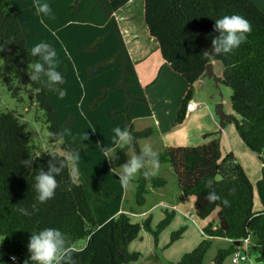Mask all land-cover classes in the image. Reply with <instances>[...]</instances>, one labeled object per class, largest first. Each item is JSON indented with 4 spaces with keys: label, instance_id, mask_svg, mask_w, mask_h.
Listing matches in <instances>:
<instances>
[{
    "label": "trees",
    "instance_id": "16d2710c",
    "mask_svg": "<svg viewBox=\"0 0 264 264\" xmlns=\"http://www.w3.org/2000/svg\"><path fill=\"white\" fill-rule=\"evenodd\" d=\"M130 1L50 0L54 17L42 20L33 0H0V77L13 97L21 100L25 90L44 112L51 143L61 142L65 151L81 157L75 165L76 180L67 155L56 150L37 153L26 122L14 111H0V236L4 237L0 264H31L27 249L31 233L49 227L60 229L83 247L76 254L77 264L139 261L141 253L131 251L129 245L142 227L154 232L157 246L160 229L171 221L174 211L166 210L157 230L150 217L134 222L127 212L131 208L122 211L131 184L123 187L118 176L146 138L159 152L160 171L148 176L143 170L138 173L133 180L136 203L146 204L151 187L169 192L175 183L178 200L196 197L200 218L218 210L217 218L204 226L201 243L171 263L204 264L213 237L231 238L232 245L220 249L212 262L223 264L249 235L264 260V209L255 211L254 185L234 153L223 156L219 137L197 145H166L160 139L152 104L116 14ZM232 14L250 22L247 39L229 54L206 57L204 52H211V42L218 35L215 19ZM144 16L163 58L188 84L176 121L185 120L194 85L203 78L207 64L222 61L223 84L232 89L233 121L244 143L263 159L264 9L254 0H145ZM40 41L49 42L58 52L59 71L65 78L60 87L67 90L62 99L44 78L32 81L28 74L38 60L30 49ZM117 126L133 134L132 146L118 148L112 143V129ZM101 147L115 152L111 162ZM25 159L30 161L27 166L22 164ZM60 160L66 166L57 177L55 196L39 203L35 176L48 171L49 162L59 166ZM262 171L256 187L264 205V166ZM214 190L220 199L210 202L206 197ZM20 208L31 215L21 214ZM182 233L183 229L173 232L172 240Z\"/></svg>",
    "mask_w": 264,
    "mask_h": 264
},
{
    "label": "rangeland",
    "instance_id": "374dc122",
    "mask_svg": "<svg viewBox=\"0 0 264 264\" xmlns=\"http://www.w3.org/2000/svg\"><path fill=\"white\" fill-rule=\"evenodd\" d=\"M254 1L262 9H264V0ZM144 10V0H131L127 5L117 11V17L125 37L132 49V52L136 56L138 55L143 59H147L146 54H148V52L153 51L155 48L156 50H159L160 48L157 40L149 33H146L148 28L145 21ZM214 67H216L214 69L215 74L219 76V71L224 69L222 61H217ZM160 74L161 79L159 77ZM166 74H164V72H159L157 77L159 79L157 82L152 83L154 84L153 87L148 89V95L151 100L153 101L154 99H157L159 102V106L156 107L159 117L162 113L167 116V121L163 124V129L165 130V141L167 143L177 145L201 144L203 137L202 135L196 136V131L212 127V117L214 120L219 121V117L215 112L218 102H224V108L226 111L231 109L232 89L224 84L217 85L213 78L205 77V84H202L199 88H197V84L194 86L195 100L203 102V107L197 111L189 123L179 125V123L175 121L177 117L175 111L178 100L180 99V95L182 93L181 87L183 85V78L181 76L171 78L168 72H166ZM154 91H156V94L153 96ZM21 96V100L13 97L6 83L0 77V111H14L18 116H20L23 122H26L28 128L32 131L31 143L35 145L37 153L56 150L59 153L68 156L69 153L63 149L61 142L51 143L49 141V130L47 123L43 118L44 112L38 108V105L35 102H33L27 91L22 90ZM164 104L167 105V110H164ZM160 107L163 108L164 112H162V109L158 111ZM157 119L158 118H155V120ZM219 129L220 127L217 125L216 131L219 133L215 134V137L220 138L223 156H226L230 152V145H232L231 147L235 148L236 152L244 162L246 173L254 181V183H256L255 181L257 180H255V168L257 165L259 166L260 170L263 169L264 158L262 159L258 152L254 151L246 143H244L239 135L236 123L234 121L228 122L226 124V126L223 128V133H221ZM70 164L73 168L74 178L77 180L78 173L75 165H73L71 161ZM132 194L133 189H131L129 186L125 200L126 207L131 206V209L140 210L139 205L136 203V199L132 196ZM156 194L157 193H150L147 195L148 206H144L149 207V203H151L152 200L156 201V199H158ZM166 209H168L170 212L174 211V214L171 221L160 229L159 244L157 246L155 245L154 232L149 231L144 227H142V230L138 236L129 245V249L131 251L141 253L140 260L143 259V264H172L170 261H178L185 253L194 250L203 240V232L198 228V220L195 218V213H193L192 216L188 214V218L183 214V212L181 214L179 211L172 209V205H157L156 207L150 209L149 213L145 216L136 214V212H130V214L132 220L136 223H143L145 219L150 217L152 228L157 230L159 224L166 217ZM181 229H183L181 237L173 241L172 233ZM3 240L4 237L0 236V243ZM252 250V257L258 256L259 252L257 248L252 247ZM219 251L220 250L217 241H212V245L208 250L206 257L204 258V264H212ZM244 252L245 251H242V253ZM158 260H160L162 263H158ZM132 263L134 262L129 264ZM223 264L251 263L249 261L237 263L234 261V254H231L225 258Z\"/></svg>",
    "mask_w": 264,
    "mask_h": 264
},
{
    "label": "clouds",
    "instance_id": "9594fccd",
    "mask_svg": "<svg viewBox=\"0 0 264 264\" xmlns=\"http://www.w3.org/2000/svg\"><path fill=\"white\" fill-rule=\"evenodd\" d=\"M33 4L36 15L42 20L44 17H54L50 0H33ZM214 31L218 35L211 42V52H204L206 57L229 54L237 49L245 42L247 34L251 32V24L243 16L225 15L215 19ZM30 53L33 57H38V60L30 65L31 71L28 74L31 80L40 81L44 78L46 85L51 90L57 91L59 98L62 99L67 94V90L60 87L65 83V78L59 71L60 60L56 48L47 41H40L31 47ZM91 129L95 131L93 128ZM112 132V143L118 148L133 145L134 136L127 127L117 126L112 129ZM87 138V133H84V139ZM101 149L104 152V157L110 162L115 158L116 154L112 149L104 147ZM80 158L78 152H72L67 157L73 165L78 164ZM22 164L27 166L30 161L25 159ZM149 165L150 168L147 167ZM65 166L64 160H60L59 166L55 162H49L48 171L41 170L36 174L34 188L39 203H46L55 196L58 188L57 177L61 175ZM159 167V152L154 150L151 144L146 143L137 155L132 156L127 163L122 165V171L118 173L119 180L123 187H128L142 170L145 176L155 175ZM208 187L211 188L212 184L209 183ZM206 198L210 202L220 199L215 190L210 192ZM223 202L225 205L229 203L227 199ZM18 211L25 216L31 215L26 208H20ZM27 249L31 264H77L76 254L83 251L82 246L72 243L64 232L55 227L44 228L36 233H31ZM12 259L15 260V257Z\"/></svg>",
    "mask_w": 264,
    "mask_h": 264
},
{
    "label": "crops",
    "instance_id": "0c3cea01",
    "mask_svg": "<svg viewBox=\"0 0 264 264\" xmlns=\"http://www.w3.org/2000/svg\"><path fill=\"white\" fill-rule=\"evenodd\" d=\"M146 33H149V30ZM128 46H129V48L131 50V54H132L133 60L135 62V65H136L138 74L140 76L141 82L143 83V85L146 88L147 94H148V89L150 87H153V85H154L152 83L157 82V80L159 79V78H157L159 72H161V73L164 72V74H166V72H168V74H169V76L171 78H173V77H179L180 76V74H177L176 72L173 71V69L171 68V66L169 65V63H167L166 60L163 58L160 49L159 50H156V48L153 49V51L148 52V54H146L147 55V59H143L141 56H138V55L136 56L132 52V49H131L129 43H128ZM216 62L217 61H213V68L214 69L216 68V67H214V65H215ZM172 73H175V74H172ZM222 74H223V69L221 71H219V73H218L219 77L222 78ZM159 77L161 79V74L159 75ZM204 79H205V77H203L198 82H196L197 88H199L202 84H205V80ZM201 80H202V83L200 82ZM187 88H188V84L183 79V85L181 87V92L182 93L180 95V99L178 100V103H177V106H176V111H175V114L176 115L178 113L179 108L181 107L180 106L182 104L181 100L183 99V97H184V95H185V93L187 91ZM154 94H156V91H154L153 96H154ZM148 97H149V95H148ZM149 99H150V102L152 104V108H153V111H154V118H158L156 120V122H157V125L159 127V131H160L159 137H160V139L162 140V142L164 144H166V145L167 144H170V143H167L165 141V138H164V131L165 130L163 129V124L166 123L167 116L164 113H162L161 116L159 117V115H158L159 113H157V109H156V107L159 106L158 100L157 99H154L152 101L150 97H149ZM192 99L195 100V96L194 95H193V98ZM163 106H165L164 107V110H167L168 109V107H167L166 104H164ZM161 109H162V112H164V110H163L162 107H160L158 109V111H160ZM197 111L198 110H196L194 112H190V111L187 112V115H186L185 120L182 123H179V125L184 124V123H186V124L189 123L193 119V117L195 116V114L197 113ZM227 112H234V111H233V109L231 107V109L229 111H227ZM235 116H236V113H235ZM212 119H211L212 120V123H213V126L212 127H210V128L208 127L207 129H200V130H197L196 131L197 132L196 133V136L202 135V137H203V139L201 141L202 143H204V142H206L208 140H211V139L215 138V136H216L215 134H218L219 133L218 131H216V128H217V125H219V127H220V123H219V121L214 120L213 117H212ZM176 120L177 119H175V121ZM219 131H220V129H219ZM220 132L223 133V130L220 131ZM205 134H211V136L205 138ZM146 143L147 144H152L150 142V139L146 138V139L140 141L141 147H143L144 144H146ZM184 145H193V144H184ZM231 146L232 145H230V150L229 151L234 153V155L236 156L237 160L242 164V166L245 169V165H244V162L242 161L241 157L238 155V153L236 152L235 148H233ZM221 149H222V143H221ZM147 167L150 168V165L147 166ZM255 170H256V172H255V175H256L255 178L256 179L255 180L258 181L262 177V172L263 171L260 170L259 166H257V165H256ZM159 171H160V168L156 172V174ZM251 181H252V183L254 185V188H255L254 209H255V211H258L259 212V211H262L264 209V205H263V203H262V201L260 199V196L258 194V191H256V185L255 184L257 183V181H255L256 183H254V181L252 179H251ZM130 188L133 189L132 196L136 199V197H135V194H136V183L134 181L131 183V187ZM177 190H178V187H177V185L175 183H172L169 192H165L163 190H159L156 187H151V191L148 193V195L150 193H157L156 196H157L158 199H156V201L152 200L151 203H149L150 204L149 207L139 206L140 210H138V209H131L133 211H129V213L130 212H136V214L145 216V215H147L149 213V210L150 209L156 207L157 205L158 206L159 205H165V206L172 205V209H174L175 211L176 210L179 211L181 214L183 212V214L186 217H188V218H189V216H187L188 214L190 216H192L193 213H195L196 214L195 218L198 220V228L203 232V235H204L205 234L204 231H203L204 226L206 224H208L209 221L213 220L215 217L217 218V216H218V210L214 211L210 217H208L206 219H202V218H200L197 215V212H196V209H195L196 197L195 196H188V197L183 198L182 200H178L177 199ZM256 192H257L258 195L256 194ZM258 196H259V198H258ZM147 203L148 202L146 201V204L145 205L148 206ZM124 208L130 209L131 206H128V207L124 206L122 208V211H126V210H123ZM166 210L169 211L168 209H166ZM215 240L217 241V244L219 245V250L222 249V248H228L233 243V240L231 238H225V237H213L212 238V241H215ZM250 247H251V249H250V256H249L250 260H248V261L251 264H264V260H262V259L259 258V254H258V256L252 257V254H253L252 247L257 248V250L259 252L258 245H257V243L253 239H251V246ZM142 261H143V259L142 260H139V261H136V262H134L132 264H143ZM159 262L162 263L160 260H158V263ZM167 262H169V261H167ZM170 262H173V261H170Z\"/></svg>",
    "mask_w": 264,
    "mask_h": 264
},
{
    "label": "water",
    "instance_id": "95a60500",
    "mask_svg": "<svg viewBox=\"0 0 264 264\" xmlns=\"http://www.w3.org/2000/svg\"><path fill=\"white\" fill-rule=\"evenodd\" d=\"M203 77H210L213 78L216 81L217 85H220L223 83V78L217 76L214 72L213 68V62H209L206 67V71L203 75ZM202 83V80L200 81ZM225 104L223 101L218 102L216 105V114L219 117V123H220V131L223 130V128L226 126L228 122H232L235 118L234 112H227L224 108ZM36 155V152L33 154L31 158V162L33 161L34 157Z\"/></svg>",
    "mask_w": 264,
    "mask_h": 264
},
{
    "label": "built area",
    "instance_id": "2783aa9c",
    "mask_svg": "<svg viewBox=\"0 0 264 264\" xmlns=\"http://www.w3.org/2000/svg\"><path fill=\"white\" fill-rule=\"evenodd\" d=\"M201 107H203V102L196 101L194 99H191L187 105V111H196L199 110ZM242 245L240 246V249L236 252H234V261L237 263L246 262L250 260V249H251V236L242 238ZM242 251H245L242 253ZM15 256H12V258ZM16 259V257H15Z\"/></svg>",
    "mask_w": 264,
    "mask_h": 264
}]
</instances>
